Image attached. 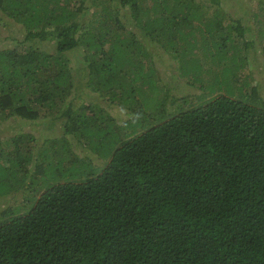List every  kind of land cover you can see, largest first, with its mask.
<instances>
[{"label":"trees","instance_id":"trees-1","mask_svg":"<svg viewBox=\"0 0 264 264\" xmlns=\"http://www.w3.org/2000/svg\"><path fill=\"white\" fill-rule=\"evenodd\" d=\"M6 16L25 34L0 48V118L64 120L0 144V193L25 201L0 210V264H264V105L240 98L252 81L215 93L210 76L244 67L240 16L222 0H0ZM154 55L197 100L167 108ZM68 133L103 163L71 156Z\"/></svg>","mask_w":264,"mask_h":264},{"label":"rangeland","instance_id":"rangeland-1","mask_svg":"<svg viewBox=\"0 0 264 264\" xmlns=\"http://www.w3.org/2000/svg\"><path fill=\"white\" fill-rule=\"evenodd\" d=\"M222 5L224 8L231 13V15L235 18V16H240L242 19L243 24L245 27L248 28L247 32L245 33L246 37L245 39H252L254 40V44L249 45V48L247 50V58L245 59V63L243 68H238V72L236 76L233 78L234 69L233 66L235 62H232L231 64L228 62H225L222 64V66L230 65L228 67V73H222L219 76L218 73H211L212 79L216 80L217 82L214 85V92L216 93L220 89H225V87L228 85L231 86L232 80L234 83H240L242 79H244V83H248L251 81L253 84L257 85V91L259 93V96L255 94H251V91L249 90V93L253 96H247L244 92L239 91L238 93H242L240 98L249 99L252 102H255L256 104L262 103L264 105V40L262 42H259L258 38V25H257V19L254 15L255 11H258L257 7V0H222ZM5 22L0 23V48L5 46H12L14 44V38L15 39H22L25 31L24 29L20 28V24L13 21L9 17H5ZM264 28V27H263ZM146 43H149L148 41ZM241 43V42H239ZM150 45V44H148ZM241 46V44H239ZM199 53V50H197ZM200 54V53H199ZM243 54V49L241 47V55ZM68 56L71 58V53H68ZM163 60L158 59L157 55H154V58L157 59L158 62L156 63V68L160 69L161 77L163 78V81L166 82L165 84V93L167 94L166 98V104L167 108L171 107V110H180L186 108V105L189 104L191 98H194V94L196 96L201 95V87L199 86V82L196 83H189L187 82L186 78H183L181 75L178 74L177 71V63L170 57V55H163ZM147 63V62H145ZM77 63H75V58L72 57L70 65L71 67H74ZM204 64V67L206 66V62H202ZM221 66V67H222ZM237 71V69H236ZM241 74V75H240ZM191 80V79H190ZM234 88L233 90L235 93L237 92V85L233 84ZM74 89V88H73ZM75 90V89H74ZM83 93L84 90H83ZM235 93H231L235 94ZM186 94H189V98L185 97ZM85 97L84 100L89 99V96H85V94H82V99ZM81 98V94H78L74 97L73 103L78 102ZM195 100L198 99V97L194 98ZM126 110L120 109L118 107H112L108 108V113L114 116H117L118 120H123L125 118H128L132 116L130 112L126 113ZM64 118H56L54 121L44 120V121H26V120H19L18 123L16 122L15 118L9 117L8 120H5L3 118H0V144L4 140L11 141L17 134V132H29L33 133L37 136L39 139V132L40 129H43V132H41L43 135H56V133L60 134V128L59 126L62 125ZM54 125V126H53ZM5 126V127H4ZM4 127V129H1ZM53 127H55V131H53ZM53 133V134H52ZM67 138L73 143L72 152L70 153L71 156H80V157H87L92 163L101 165L103 163V160L101 157L94 151H90L87 148H84L82 143L77 140V138L68 133L66 134ZM32 141H29L28 144H30ZM39 144L35 141L34 149H37V146ZM10 146L9 144L4 145V147ZM59 168V167H58ZM56 170V166L54 169V166H51L48 171L46 172L48 174L53 173ZM32 180V179H31ZM28 181V180H27ZM28 183V182H27ZM13 191H9L8 193H0V210L2 209H16L17 211L20 210L25 201L22 198L23 193H18L16 197H12ZM22 194V195H21Z\"/></svg>","mask_w":264,"mask_h":264}]
</instances>
